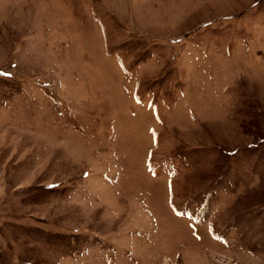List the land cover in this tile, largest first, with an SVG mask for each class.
Returning <instances> with one entry per match:
<instances>
[{
  "label": "rangeland",
  "instance_id": "374dc122",
  "mask_svg": "<svg viewBox=\"0 0 264 264\" xmlns=\"http://www.w3.org/2000/svg\"><path fill=\"white\" fill-rule=\"evenodd\" d=\"M0 264H264V0H0Z\"/></svg>",
  "mask_w": 264,
  "mask_h": 264
}]
</instances>
